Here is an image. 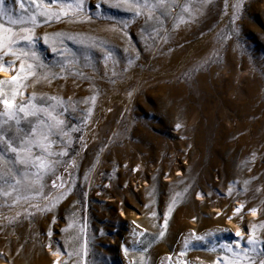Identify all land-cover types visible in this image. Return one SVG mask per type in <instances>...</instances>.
Segmentation results:
<instances>
[{
  "label": "rangeland",
  "instance_id": "1",
  "mask_svg": "<svg viewBox=\"0 0 264 264\" xmlns=\"http://www.w3.org/2000/svg\"><path fill=\"white\" fill-rule=\"evenodd\" d=\"M80 2L51 5L66 15L38 17L33 43L21 42L28 55L4 57L13 63L0 81L18 78L0 85L6 97L62 101L59 118L79 130L54 175L0 195V264H260L264 0H164L151 18L116 0ZM4 7L0 23L16 31L8 14L24 10ZM9 168L0 165L5 179ZM56 176L63 188H52ZM0 189L10 191L5 180Z\"/></svg>",
  "mask_w": 264,
  "mask_h": 264
},
{
  "label": "snow or ice",
  "instance_id": "2",
  "mask_svg": "<svg viewBox=\"0 0 264 264\" xmlns=\"http://www.w3.org/2000/svg\"><path fill=\"white\" fill-rule=\"evenodd\" d=\"M5 0H0V20L3 19L7 10L4 7ZM60 3V0H15V4L24 10V14L20 15L18 18L14 19L11 14H8L7 23L10 25H18L16 31L13 28L5 27L4 23H0V71L8 68L12 69V61L4 62L5 56H12L20 59V56H27V51H22L21 42L26 45H31L33 43V36L29 33L32 32V27L38 23V17H45L51 19L54 15L59 18V16L66 15V13L61 10L59 13H54L49 11L51 5ZM82 0L77 3L75 7L79 10L81 8ZM164 0H155V3H149L148 0H116L115 3L109 5L117 10H132L136 11L133 15L139 17L143 13L140 9H144L149 13V18H151V12L156 8L162 6ZM31 5V10L29 9ZM65 5L61 4V9ZM67 8L71 9L72 4H67ZM97 7H102V5H97ZM235 7V5L233 6ZM188 9L185 8V11ZM55 51V49H53ZM19 53V55H18ZM32 56L35 58L36 53L32 52ZM107 59V57H106ZM20 69H24V60H20ZM27 75H34L32 69L33 64L29 63L27 65ZM26 78V77H25ZM17 76H11L10 80L0 81V85L5 83L16 84ZM17 91L13 89L11 93V98L4 95L3 89L0 88V165L8 164L11 165L9 168V174H11L12 169H16V175H11L10 179H5V175L0 173V179L5 180L10 191H3L0 189V195L10 197L12 192L17 190V187L22 183H26V186L32 188L33 186L40 183L44 176L48 174H55V166L59 162V157L67 155L64 150L67 145V140L69 131H78L74 125L68 128L65 125L63 119L59 118L64 116L67 109L64 112H57L58 106L62 107L63 102L59 101L48 105H37L33 103V98L29 97L27 104L16 102ZM23 96V93H19ZM50 100L55 101V97H50ZM93 102L95 101V96L91 98ZM88 113H91V109H88ZM32 119H29V118ZM26 121L27 126L21 124V121ZM85 120L82 123H86ZM179 127V125H177ZM54 146L59 148L55 150ZM16 166H21L26 169L25 172L21 173L19 168ZM67 171V169H65ZM135 171V169H134ZM21 177V178H18ZM59 182V183H58ZM65 181L62 180L60 176H56L52 181V188H63ZM70 188L65 189L60 193V197L65 195ZM34 195H40L39 191L34 190ZM199 196L200 193H197ZM58 197H53V200ZM17 199H27L26 197H17ZM17 199H13L12 203L16 204ZM34 206V205H32ZM171 207L169 208V211ZM234 211H239L235 209ZM252 213L255 214V209H251ZM167 219V213L165 214V220ZM160 236L164 235L161 231ZM235 235L239 236L240 233L237 232ZM247 243L249 245H254L256 241L253 239L252 235L249 234ZM237 248H239V242H237ZM146 250V249H145ZM232 250V249H229ZM247 253L248 249L244 250ZM180 255H184L183 252ZM239 255V253H237ZM170 259V257H169ZM53 264H57L56 261ZM260 264H264V259L260 260Z\"/></svg>",
  "mask_w": 264,
  "mask_h": 264
},
{
  "label": "bare ground",
  "instance_id": "3",
  "mask_svg": "<svg viewBox=\"0 0 264 264\" xmlns=\"http://www.w3.org/2000/svg\"><path fill=\"white\" fill-rule=\"evenodd\" d=\"M107 108H105V107H102V111H103V113H106L107 112V110H106ZM57 260H59V259H57Z\"/></svg>",
  "mask_w": 264,
  "mask_h": 264
}]
</instances>
